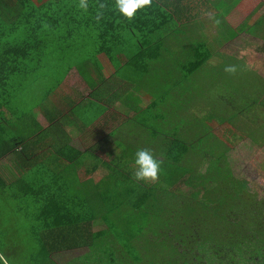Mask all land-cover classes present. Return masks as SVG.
I'll return each instance as SVG.
<instances>
[{
  "label": "trees",
  "instance_id": "16d2710c",
  "mask_svg": "<svg viewBox=\"0 0 264 264\" xmlns=\"http://www.w3.org/2000/svg\"><path fill=\"white\" fill-rule=\"evenodd\" d=\"M86 2L84 11L78 8L79 0H47L42 4L40 0H0L1 119L5 112L11 113L6 106L12 88L29 89L38 103L54 93L72 69L90 85H98L101 76L94 77L91 67L102 66L101 59L109 63L113 77L132 80L135 91L139 87L150 96L145 106L140 98V126L146 129L161 133L164 129L157 127L158 121L169 122L184 112L170 93L182 88L184 82L189 84L185 92L190 102L213 96L208 101L210 109L203 119L193 113L183 117L186 127L176 134L164 157L156 158L161 165L155 181H137L131 170L126 167L120 172L119 167L94 184L81 180V160L65 154L67 163L59 171L44 161L31 164L35 176L29 198L33 205L29 198L27 203L33 210L29 221L34 250L23 256L16 247L17 258L12 260L8 255L9 262L59 264L54 259L57 252L85 248L88 252L75 258H85L83 263L87 264L94 255L96 264H102L111 256H105L111 248L115 250L111 254L120 259L113 256L111 264H264V196L234 175L228 148L204 123L211 124L217 118L233 122L235 129L246 131L251 140L261 143L258 132L264 133V124L249 127L241 113L251 105L252 109L256 101H247L245 86L232 79L233 73L224 68L205 70L214 54L200 38L190 39L192 50L176 66H170V60L175 63V59L169 50L165 55V39L177 29L187 34L202 30L200 14L195 15L193 9L195 1L150 0L131 21L115 12L113 0ZM226 5L221 2L217 10ZM97 12L99 20L95 19ZM228 31L231 39L238 35ZM42 71L43 79L34 85L31 76L39 79L35 75ZM232 91L243 96L233 102ZM219 103L227 108L228 117L219 114ZM41 169L40 177L36 172L41 173ZM183 188L190 191L191 198L179 193ZM196 189L203 193L196 194ZM126 219L132 221L122 225ZM113 220L120 225L114 234L117 225ZM95 222L103 223L107 230L94 233ZM122 230L127 232L123 242ZM20 245L26 248L24 243ZM130 246L136 247V252L132 253Z\"/></svg>",
  "mask_w": 264,
  "mask_h": 264
},
{
  "label": "crops",
  "instance_id": "0c3cea01",
  "mask_svg": "<svg viewBox=\"0 0 264 264\" xmlns=\"http://www.w3.org/2000/svg\"><path fill=\"white\" fill-rule=\"evenodd\" d=\"M46 1L40 0L41 4ZM194 1L195 7L192 8L195 9V15L200 14L201 18L198 20H200L202 28H204L203 18L213 11L212 15L215 16L216 22L226 31V35L220 38L221 44L225 45L226 40L234 41L241 36H246L253 42L257 41L256 45L260 44V47L255 51L256 54L264 56V0ZM221 2L227 5L217 10ZM196 4L200 7H196ZM242 15L245 18L241 21L239 18ZM230 29L238 33L233 39L230 38L228 31ZM177 30L173 34V36L178 35L177 37L172 38L173 36L170 35V38L165 39L168 46L165 55L169 50L170 56L175 59H173L175 63L170 60V66H176V62H183L192 50V48L190 50L192 37L187 34V31ZM198 32L200 33L197 34V37L200 36V39L205 41L206 33ZM205 42L210 48L209 41ZM237 58L235 56L228 57L226 66H235L236 71L233 73L232 79H237L239 85L241 84V79L239 80L241 71L252 77L251 83L249 81L244 83L246 91L243 93L247 95V101L250 102L253 99L256 101L252 109L250 108L253 105L241 113L248 116V119H253L252 123L248 121L249 127L261 128L264 124V76L245 67L241 61L236 60ZM101 62L102 66L93 65L91 67L94 77L101 76L98 85H90L89 81L84 79L76 69H72L56 91L44 100L40 98L41 101L38 103L29 89L27 91L24 87L11 89L9 104L6 106L11 113L5 112L3 118H0V240L10 241V238H16V232L12 229L17 228L24 218H26L33 234L32 239H34L29 221L33 210L30 207L31 204L29 206L27 203V198L32 193L30 185H33L34 182V168H30L34 162L44 161L46 165L50 166L49 168L59 171L62 165L67 163L63 157L64 154L77 157V160H81L78 172L81 180H92L94 184H97L104 176L112 175L114 171L117 172L119 167L120 172L126 167L129 171L131 170V173L134 172L133 158L138 149H149L153 155L156 153V158L162 159L169 149V145L175 141L176 134L186 127L187 124L183 117L188 118V114L193 113L194 107L202 100L209 107V99L204 97L196 98L190 102L188 94L185 92L189 84L186 85L184 82L182 88L176 87L170 92L171 96L174 95L185 109L177 119L175 118L174 123L169 120L170 135L165 136L160 132L146 129L140 126V98L145 106L150 102V96L145 95L144 93L147 92L142 88L138 87L135 91L132 80L113 77L109 63H103L105 61L102 59ZM194 76L197 79V76ZM230 95L233 102L243 96L241 92L233 91ZM115 106H118L122 111L115 110ZM38 112L43 116L44 122L38 121ZM241 113H237L238 117ZM258 121L259 125L256 126ZM157 123H159L157 127L160 128L162 124L159 121ZM221 124H230L235 128L234 123H230V121L222 120ZM91 125L93 127H90ZM95 130L101 131L102 134L95 139V143H92L89 138ZM114 146L118 147L113 150ZM103 155H108L109 158L105 159L110 161L101 159L100 156ZM88 157L96 160H87ZM97 159L100 160L99 164L96 162ZM82 170L88 176L86 179H82ZM42 172L43 169H41V173L36 172V174H40L41 177ZM96 175H100L98 180L95 179ZM29 200L33 205V200L30 198ZM100 224L103 225L101 222ZM95 226H99V224L94 223V233L97 232ZM9 232L13 236L10 237Z\"/></svg>",
  "mask_w": 264,
  "mask_h": 264
},
{
  "label": "rangeland",
  "instance_id": "374dc122",
  "mask_svg": "<svg viewBox=\"0 0 264 264\" xmlns=\"http://www.w3.org/2000/svg\"><path fill=\"white\" fill-rule=\"evenodd\" d=\"M210 13L211 14L206 15V17L203 18L204 28H202L201 32L202 33L205 32L207 34V35L205 34V38H207L205 41H209L208 43L214 54V57L209 61V64L205 67V70L210 71L211 69H219V67L220 69H222L226 66L224 64H226L228 57L235 56V57H238L236 60L241 61L245 65V67H248L251 70H253L255 73H258L264 76V56L256 54V51H255L257 48L260 47V44L256 45L255 42L257 41L253 42L247 39L246 36H241V38L234 40V41L226 40L227 43L225 45L221 44L220 38L226 35V31L224 30L223 27H221L216 22L215 16L212 15L214 12L211 11ZM244 18H245L244 15H242V17H240L239 19L243 20ZM192 21L193 20H191L190 22ZM189 36L192 37L191 39L193 40H196L197 38H201L200 36L197 37L196 33L189 34ZM131 45L133 46V48L136 49L135 43L132 42ZM89 50H91L92 52L94 51L93 49H89ZM240 74H241V78H239V80L241 79V87H243L244 83L248 81L250 83L252 82L251 81L252 77H250L249 74L243 73L242 71ZM43 75H44V72L42 71V73H38L35 75L36 77H40L39 79H36L33 76H31L30 81H33L35 85L43 79L42 77ZM221 81L223 83L224 79H222ZM43 85L47 86L46 83L44 82H43ZM204 98L209 99V98H213V96L205 95ZM222 99H225V97L224 98L221 97V100ZM197 104L198 105L194 107L192 112L193 114L203 119L205 116H207V113L209 112V107L203 100L201 103H197ZM223 106L224 104L222 103L217 104V107H218L217 110L220 111L219 112L220 115L228 117L229 114H227V108H223ZM114 108L117 111H122L118 106H115ZM173 109L178 110V111L180 110L181 113L183 112V109H180V108H173ZM75 114L77 115V113ZM172 118L174 117H171L169 120L171 121ZM245 118L250 123L253 122L252 118L248 119V116H245ZM37 119L40 122L45 121L43 116H41L40 112H38L37 114ZM175 120L176 119L174 118L173 121H171V123H174ZM204 123L207 125L208 129H210L213 135L219 137V139L223 143V146H225V148H228V151H229L228 156L231 162L230 164L232 166V172L234 173V175L242 180L247 181L248 185L251 188H253L256 193H259L260 195L264 196V133L261 130H259L258 135H259V138H261V143L260 142L258 143L256 141L251 140L247 136L246 131L242 133L240 131L237 132L232 125L230 124L223 125L224 123L221 124L220 120L218 121L215 120L211 124H209V122H206V121H204ZM161 124H162V128L164 129V131L162 130L161 133L165 136H169L170 135V128H169L170 122H168V120H164V121H161ZM255 125L256 126L259 125V121ZM45 127H46V124H45ZM90 127H93V125H91ZM101 134H102L101 131L98 132V130H95L94 132H92L89 138L90 142L95 143V139H97L98 136ZM179 138L182 139V137H179ZM117 147L118 146H114L113 150L116 149ZM116 153H118L117 150H116ZM100 158L105 159V158H109V156L103 155V156H100ZM88 159L90 161L96 160V159H93L92 157H88L87 160ZM105 160L110 161L108 159H105ZM99 161L100 160L96 162L99 164L100 163ZM206 166H207V161L204 164L202 170L201 169L200 170L202 172L205 171ZM81 174H82L81 175L82 179H86L88 177L86 173L84 172V170L81 171ZM99 178H100V175L95 176L96 180H98ZM195 191H197L196 194L198 195H201L203 193L202 191H200V189H196ZM179 193L182 194L186 199L191 198L190 191L184 188ZM198 198H201V196ZM186 199H183V201H185ZM113 221H114V224L117 225V227L114 226L113 228L112 232L114 234L116 232L118 233V228L120 227V225L117 220H113ZM131 221L132 220L130 219H126L125 221H122V225L123 223L126 224ZM139 221L136 220V223H140ZM4 223H7V221H4ZM136 227L138 228V225H136ZM4 230H6V228H4ZM12 230L16 232L15 234L16 238H10L9 239L10 242L7 244L6 247H5V244L7 241L3 239L0 240V254H3L8 259H9L8 255L10 256V258H12V260L16 259L17 258L16 257L17 252L15 253L16 247L17 249L20 248L21 254L19 255L24 256V254H31L34 250V245L31 242L33 240L32 239L33 234L31 233L28 223L26 222V218L22 220L21 224L17 225V228H13ZM95 230L99 232L100 230H105V227L104 225L99 223V226H95ZM126 233H127L126 231L122 230V234H121L122 242L127 239L125 236ZM135 233L138 234V232H135ZM9 235L10 237L13 236L11 232H9ZM112 240L114 239L112 238ZM20 243H24L26 248H23L20 245ZM17 244L19 245L17 246ZM62 247H63V244H62ZM135 248L136 247L130 246V251L132 253L136 252ZM116 249L121 251L120 246H118ZM86 251L88 250L85 248H81L79 250L77 249L73 251H67V250L60 251L57 253V255H55V259L59 262V264H66V262H68L69 260L82 255ZM113 251L115 250L111 248L110 250H108V254L105 256H108V255H111V256L108 258H105V261L102 264H111V260L113 259V256L116 261L120 260L118 258L119 256L111 254ZM90 257L91 258L88 259L87 264H96L97 263V261L95 260L96 257L94 258V255H90ZM120 257H123V256L121 255ZM84 260L85 258H83L82 260H80L79 258H75L70 262V264H84L83 263ZM12 262H15V261H12ZM9 264H11V262H9Z\"/></svg>",
  "mask_w": 264,
  "mask_h": 264
},
{
  "label": "clouds",
  "instance_id": "9594fccd",
  "mask_svg": "<svg viewBox=\"0 0 264 264\" xmlns=\"http://www.w3.org/2000/svg\"><path fill=\"white\" fill-rule=\"evenodd\" d=\"M150 4V0H113L112 7L119 16L125 20L131 21L137 14L138 10L144 9ZM104 5L101 4L100 8ZM78 8L86 11L88 4L86 0H79ZM100 13L97 12L95 19L99 20ZM226 73H234L235 66L227 65L223 69ZM134 172L133 176L137 181H155L160 172L161 161L156 159L149 149H138L133 158ZM0 264H9V259L0 254Z\"/></svg>",
  "mask_w": 264,
  "mask_h": 264
},
{
  "label": "bare ground",
  "instance_id": "6f19581e",
  "mask_svg": "<svg viewBox=\"0 0 264 264\" xmlns=\"http://www.w3.org/2000/svg\"><path fill=\"white\" fill-rule=\"evenodd\" d=\"M44 99V98H43Z\"/></svg>",
  "mask_w": 264,
  "mask_h": 264
}]
</instances>
